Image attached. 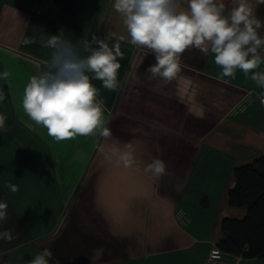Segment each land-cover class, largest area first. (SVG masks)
<instances>
[{
    "label": "crops",
    "instance_id": "1",
    "mask_svg": "<svg viewBox=\"0 0 264 264\" xmlns=\"http://www.w3.org/2000/svg\"><path fill=\"white\" fill-rule=\"evenodd\" d=\"M222 2L228 15L233 0ZM248 3L264 21V4ZM113 4L0 0V200L8 204L0 231L18 234L0 240V264H27L45 247L60 264H203L223 237L222 220L246 215L229 206L228 193L235 169L264 155V104L252 72L221 77L214 54L191 48L170 84L149 81L155 56L128 42ZM181 8L187 10V0ZM258 31L264 37V26ZM59 34L82 56L90 54L85 41L112 47L125 37L118 89L91 79L111 138L57 141L23 112L30 77L47 70L51 49L44 41ZM252 71L264 73V62ZM114 143L130 145L140 167L125 168L111 151ZM154 158L167 164L160 179L143 171ZM240 264H264V258L244 257Z\"/></svg>",
    "mask_w": 264,
    "mask_h": 264
},
{
    "label": "clouds",
    "instance_id": "2",
    "mask_svg": "<svg viewBox=\"0 0 264 264\" xmlns=\"http://www.w3.org/2000/svg\"><path fill=\"white\" fill-rule=\"evenodd\" d=\"M234 7L225 15L222 0H187V10L181 8V0H114L113 7L123 19L130 40L134 46L143 47L153 53L155 63L146 69L149 81L158 79L163 85L170 84L181 71V55L195 48L204 54H214V62L222 72L221 77H234L236 70L245 76L252 72L251 79L264 89V73L253 72L264 58V37L259 29L264 26L254 15L248 0H233ZM264 4V0H258ZM110 47L103 40L95 41L98 47L91 48L85 41L82 56L77 46L62 36L51 35L44 46L51 49L46 69L30 77L22 97L23 112L37 126L47 130V134L57 141L76 136L99 135L111 138L106 127L103 102L98 99L99 90L91 79L102 81L109 91L118 89V70L124 58L120 41ZM30 41H25L29 43ZM91 73L92 76L88 75ZM9 74H3L6 79ZM5 96L0 92V100ZM264 104V92L260 94ZM5 117L0 115V129ZM103 152V148H101ZM113 154L125 168H139L134 150L130 145L123 149L114 143ZM143 171L155 179L167 175V164L154 158L143 167ZM13 192L18 190L11 186ZM8 204L0 200V224L8 219ZM18 236V234H17ZM11 229L0 231V240L11 242L17 238ZM219 250L214 249L211 258H218ZM60 264L50 248H43L27 264Z\"/></svg>",
    "mask_w": 264,
    "mask_h": 264
},
{
    "label": "trees",
    "instance_id": "3",
    "mask_svg": "<svg viewBox=\"0 0 264 264\" xmlns=\"http://www.w3.org/2000/svg\"><path fill=\"white\" fill-rule=\"evenodd\" d=\"M228 204L245 209L246 215L242 219L222 220L223 237L217 246L225 254L264 258V155L235 169V185L229 190Z\"/></svg>",
    "mask_w": 264,
    "mask_h": 264
},
{
    "label": "built area",
    "instance_id": "4",
    "mask_svg": "<svg viewBox=\"0 0 264 264\" xmlns=\"http://www.w3.org/2000/svg\"><path fill=\"white\" fill-rule=\"evenodd\" d=\"M214 249L219 250L218 258H216V259L211 258V254H212ZM224 256H225V253L218 246H215L211 250L209 255L207 256V258L205 259L203 264H240L242 262L243 258H244L243 256L236 255L235 256V260L229 262V261L225 260Z\"/></svg>",
    "mask_w": 264,
    "mask_h": 264
},
{
    "label": "rangeland",
    "instance_id": "5",
    "mask_svg": "<svg viewBox=\"0 0 264 264\" xmlns=\"http://www.w3.org/2000/svg\"><path fill=\"white\" fill-rule=\"evenodd\" d=\"M206 183H208V182H205V183L202 185L204 188H206V185H207ZM205 184H206V185H205ZM244 217H245V216H242V217H240V218L242 219V218H244ZM4 264H8V263L6 262V263H4Z\"/></svg>",
    "mask_w": 264,
    "mask_h": 264
}]
</instances>
